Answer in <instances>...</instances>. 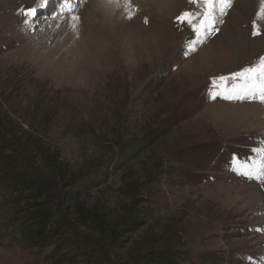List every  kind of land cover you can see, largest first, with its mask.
<instances>
[{"label": "rangeland", "instance_id": "obj_1", "mask_svg": "<svg viewBox=\"0 0 264 264\" xmlns=\"http://www.w3.org/2000/svg\"><path fill=\"white\" fill-rule=\"evenodd\" d=\"M238 1L190 50L195 34L176 20L194 10L188 0H0V110L18 112L75 173L106 164L91 196L108 221L136 204L148 213L116 248L94 244L103 264L143 262L153 250L171 264H264V180L232 170L233 157L258 161L264 103L209 97L214 78L264 56L255 13L230 19ZM31 8L35 17L22 14ZM240 35L247 49L235 45ZM6 194L0 264H54L49 249L22 245L20 208Z\"/></svg>", "mask_w": 264, "mask_h": 264}, {"label": "trees", "instance_id": "obj_2", "mask_svg": "<svg viewBox=\"0 0 264 264\" xmlns=\"http://www.w3.org/2000/svg\"><path fill=\"white\" fill-rule=\"evenodd\" d=\"M14 112L0 110V189L20 208L22 245L33 251L49 249L47 258L54 264H103L102 256L92 251L94 244L116 248L145 225L148 213L136 204L121 219L108 221L105 207L91 196L99 175L107 174L106 164L75 173L57 151L31 136L23 126L27 121H16ZM174 261L168 251L153 250L143 262L127 264Z\"/></svg>", "mask_w": 264, "mask_h": 264}, {"label": "snow or ice", "instance_id": "obj_3", "mask_svg": "<svg viewBox=\"0 0 264 264\" xmlns=\"http://www.w3.org/2000/svg\"><path fill=\"white\" fill-rule=\"evenodd\" d=\"M110 3H120V0H109ZM126 8H131V0H123ZM194 5L193 11H185L176 18L180 24H185L191 32L195 34L196 39L188 42L187 47L195 50V45L200 44L210 34L217 29L215 25L220 22L218 16L226 14L227 9L232 7L233 0H188ZM47 0L40 5L44 7ZM37 8L23 10V15L35 17ZM252 20V35L264 34V0H260L259 11ZM132 14H129V19ZM79 17H73L78 20ZM145 18V23H147ZM187 54V53H185ZM210 99L220 97L226 100H259L264 103V56H261L256 64L243 68L241 71L232 73L229 76H220L212 80V86L209 91ZM252 152L258 156V161L240 162L233 157L232 170L237 174L248 179L264 180V145L252 149Z\"/></svg>", "mask_w": 264, "mask_h": 264}, {"label": "bare ground", "instance_id": "obj_4", "mask_svg": "<svg viewBox=\"0 0 264 264\" xmlns=\"http://www.w3.org/2000/svg\"><path fill=\"white\" fill-rule=\"evenodd\" d=\"M259 5L260 3L258 2V0H239L236 4V7L233 9L232 13L229 14L231 16L230 19H232L233 21H236V20H239V17L242 19L249 18L253 13H256V11L259 8ZM49 36H50V33H49ZM233 40H234L235 45H243L244 46L243 48L247 49L246 44L248 43V40L245 39L242 35H240L237 39L233 38ZM230 41H232V39ZM256 47H257L256 44H253L252 46L249 47V49H252V52H255L254 49Z\"/></svg>", "mask_w": 264, "mask_h": 264}]
</instances>
